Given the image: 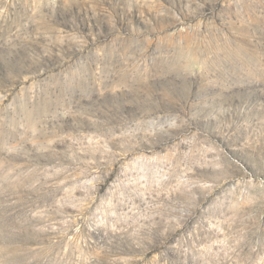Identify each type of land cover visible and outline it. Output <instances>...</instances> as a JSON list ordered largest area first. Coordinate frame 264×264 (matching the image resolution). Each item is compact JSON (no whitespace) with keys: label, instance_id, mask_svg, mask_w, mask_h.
Wrapping results in <instances>:
<instances>
[{"label":"rangeland","instance_id":"obj_1","mask_svg":"<svg viewBox=\"0 0 264 264\" xmlns=\"http://www.w3.org/2000/svg\"><path fill=\"white\" fill-rule=\"evenodd\" d=\"M0 264H264V0H0Z\"/></svg>","mask_w":264,"mask_h":264}]
</instances>
